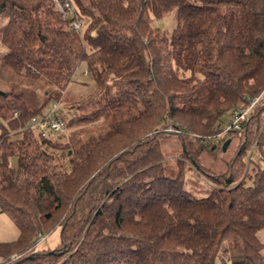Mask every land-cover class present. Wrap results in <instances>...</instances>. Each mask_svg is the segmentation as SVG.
Wrapping results in <instances>:
<instances>
[{
  "label": "trees",
  "instance_id": "trees-1",
  "mask_svg": "<svg viewBox=\"0 0 264 264\" xmlns=\"http://www.w3.org/2000/svg\"><path fill=\"white\" fill-rule=\"evenodd\" d=\"M75 2L82 35L52 0H0V211L19 228L0 240V261L33 247L7 264H264V106L216 144L226 117L264 91V0ZM170 15L171 31L154 25ZM77 83L75 111L57 116L100 126L63 145L29 121ZM169 125L200 142L192 153L182 139L212 178L205 196L180 160L164 161ZM236 136L227 175L200 167L206 148ZM57 225L59 246L36 249Z\"/></svg>",
  "mask_w": 264,
  "mask_h": 264
},
{
  "label": "rangeland",
  "instance_id": "rangeland-1",
  "mask_svg": "<svg viewBox=\"0 0 264 264\" xmlns=\"http://www.w3.org/2000/svg\"><path fill=\"white\" fill-rule=\"evenodd\" d=\"M154 25L160 27L163 30L171 31L175 25V19L173 18L172 15L167 16L163 19H154ZM88 27H89L88 24L86 23L83 24L82 27L83 34L86 33ZM1 49L2 46L0 44V50ZM1 76L2 75H0V87L5 89L9 88L6 84V81L4 82ZM76 78L83 81L90 80V76L87 73L86 64L84 62L81 63V65L76 70ZM37 85L43 86L44 83L43 81H40ZM82 89H83L82 86L77 83L76 85L72 86V88H69L67 90L68 92L67 95L69 97H66L64 99L65 101L62 100L64 102V105H60V107L62 106L64 108L63 112L66 115L69 114L72 115L73 111H75L74 110L75 103L79 99V97L77 96L81 94V92L83 91ZM72 94L74 95L76 94V97H72L71 96ZM50 106L51 103L47 107ZM228 120H229V116L226 117V121L224 122L223 127H225ZM99 126L100 124L98 125L97 123L85 125L84 123L81 122L69 126L64 131H54L53 139L64 145V143H67L68 141H70V139L75 137H81L90 130L98 129ZM162 127H165V125ZM174 129L175 128L173 126L169 125L168 128L162 129V130H167V132L169 133H166L164 131H161L159 133L160 134L159 138L161 139L160 141L162 144L161 148L165 156L164 161L167 162L172 167H174L176 170H178L177 161L180 160L182 163V167H185L184 168L186 174L185 178L189 180L188 182H186V184L188 185L187 187L190 188L192 191H194L196 195L205 196L206 194H208L211 188L212 178H209L206 175H204L203 172L192 163L191 159L183 155L182 139H187L188 146L192 150V153H195V150L201 146L199 145L200 142H197V140H195L193 136H188L183 134L179 135L171 131ZM241 141L242 138H238L237 136L234 137L232 143L229 144L226 151L220 150L218 148V150L211 152L212 151L211 149L206 148V150L202 152L199 158H197L196 156L197 160H199L201 163L200 167L205 168V170L209 172L210 175H214L215 177H217L220 174L227 175L230 160L234 157ZM49 150L53 151L56 154L60 153L62 155H66L65 152H61L59 150H55L52 148H49ZM261 164L262 166H264L263 162ZM46 229L49 230V228ZM18 235H19V228L16 225V223L12 220V218L9 216L7 212L0 211V240L13 241L18 237ZM43 235L45 236V239L40 240V236H39V238H37L36 240V243L34 244V247L39 250L54 249L58 247L59 244L61 243V226L57 225L51 231ZM259 238L264 242V229H261L259 231ZM31 248L33 247H30L29 250ZM29 250L15 251L13 252V254H19L20 255L19 258H21ZM13 254L11 253V255L6 256L1 261H9V260L13 261L12 260ZM218 264H224V263L221 260H218Z\"/></svg>",
  "mask_w": 264,
  "mask_h": 264
},
{
  "label": "built area",
  "instance_id": "built-area-1",
  "mask_svg": "<svg viewBox=\"0 0 264 264\" xmlns=\"http://www.w3.org/2000/svg\"><path fill=\"white\" fill-rule=\"evenodd\" d=\"M54 8L61 14L62 18L67 22L68 28L75 33L82 35L83 24L86 23L80 15L79 8L75 0H52ZM261 95L255 96L250 99L248 106L245 108H236L223 127L222 131L218 133L216 144L221 145L219 138L223 137L228 132L234 130H242L250 113L259 105H261ZM60 107L59 103H54L53 106L45 110L41 115L33 116L30 119L32 127L36 128L43 135H48L49 130L64 131L67 127L64 120L57 116L56 110ZM264 132V129L261 130ZM45 236L41 235L40 240H44ZM19 254H13L12 260L19 258ZM8 261H0V264H7Z\"/></svg>",
  "mask_w": 264,
  "mask_h": 264
},
{
  "label": "crops",
  "instance_id": "crops-1",
  "mask_svg": "<svg viewBox=\"0 0 264 264\" xmlns=\"http://www.w3.org/2000/svg\"><path fill=\"white\" fill-rule=\"evenodd\" d=\"M261 106H264V92L261 94ZM263 121H262V127L261 130L264 129V109L262 111ZM233 141V140H232ZM231 141V143H232ZM13 162L15 163V159H13ZM19 236V235H18ZM3 241V240H2Z\"/></svg>",
  "mask_w": 264,
  "mask_h": 264
},
{
  "label": "water",
  "instance_id": "water-1",
  "mask_svg": "<svg viewBox=\"0 0 264 264\" xmlns=\"http://www.w3.org/2000/svg\"><path fill=\"white\" fill-rule=\"evenodd\" d=\"M231 141H232V138H231V137L228 138V139L225 141V143L223 144V150H224V151L227 150V148H228L229 144L231 143Z\"/></svg>",
  "mask_w": 264,
  "mask_h": 264
}]
</instances>
